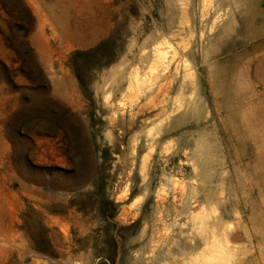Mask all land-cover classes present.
Segmentation results:
<instances>
[{
    "label": "rangeland",
    "instance_id": "obj_1",
    "mask_svg": "<svg viewBox=\"0 0 264 264\" xmlns=\"http://www.w3.org/2000/svg\"><path fill=\"white\" fill-rule=\"evenodd\" d=\"M0 264H264V0H0Z\"/></svg>",
    "mask_w": 264,
    "mask_h": 264
}]
</instances>
